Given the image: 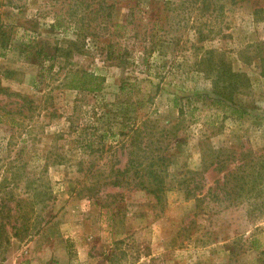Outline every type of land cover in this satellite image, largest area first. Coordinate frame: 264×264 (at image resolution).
Wrapping results in <instances>:
<instances>
[{
	"label": "rangeland",
	"instance_id": "374dc122",
	"mask_svg": "<svg viewBox=\"0 0 264 264\" xmlns=\"http://www.w3.org/2000/svg\"><path fill=\"white\" fill-rule=\"evenodd\" d=\"M214 2L0 0V264H264V0ZM146 129L171 133L162 204L99 183Z\"/></svg>",
	"mask_w": 264,
	"mask_h": 264
},
{
	"label": "trees",
	"instance_id": "16d2710c",
	"mask_svg": "<svg viewBox=\"0 0 264 264\" xmlns=\"http://www.w3.org/2000/svg\"><path fill=\"white\" fill-rule=\"evenodd\" d=\"M184 3L192 5L194 7L196 6L197 10L205 16H209V14L213 15L214 13L218 14L219 12L224 10V6L217 5L214 0H184ZM236 3L237 0H231V4L235 5ZM198 31L199 41H205L207 38H209L207 35H205L204 31H200L199 29ZM211 33L213 32L211 31ZM8 46V34L3 25L0 24V57H4L6 55ZM211 54L212 51L205 52L204 57L209 58ZM207 68L208 70H210V72L216 71L219 74L218 86L215 85V94L221 100L224 99L227 101V97L221 92L219 87L221 79L223 77L226 78V75H228L227 68H224V72L222 74L216 66H209ZM69 75L71 77L67 85V88L69 89L93 92L101 89L99 84H97V86L94 85L95 81H102L101 77H98L89 72L70 73ZM7 92V90L3 91V93L8 97L18 98L22 102L23 107L31 106V100H29V98L22 96L19 93ZM142 133L143 132L141 130H137L135 138L132 141L131 153L129 154L125 166L123 168H112L110 174L104 179L100 180L99 183L101 182V187H112L118 189H140L154 196L158 204H162L168 191L164 172L170 164V158L166 154L167 147H163L162 144L166 139H168L171 133H169L167 130H164L160 134V140L156 139V141H154V139L152 138L153 133H151V131H148L147 129L144 130V139H146L144 147H142L141 142H138L139 138L142 137ZM157 144H159L160 147L157 148ZM231 180L232 183L234 182L236 184H239L241 182V179H236L235 175L231 174L229 178L225 177L224 185L227 187L228 183ZM242 180L245 182L246 177H244V179ZM179 186H181L184 190L186 199H196V201L198 202H203V199H205L206 197V195H204V197L202 198L199 197L202 196L204 188L199 181L198 185L194 188L191 187L190 181L186 179L180 182ZM198 191L201 193H198ZM92 196L95 197V195ZM262 254H264V251L262 252Z\"/></svg>",
	"mask_w": 264,
	"mask_h": 264
},
{
	"label": "crops",
	"instance_id": "0c3cea01",
	"mask_svg": "<svg viewBox=\"0 0 264 264\" xmlns=\"http://www.w3.org/2000/svg\"><path fill=\"white\" fill-rule=\"evenodd\" d=\"M66 260V259H65ZM64 263H65V261H64Z\"/></svg>",
	"mask_w": 264,
	"mask_h": 264
}]
</instances>
